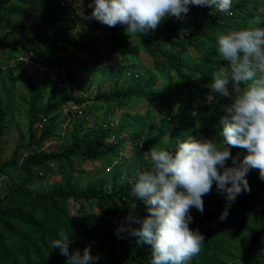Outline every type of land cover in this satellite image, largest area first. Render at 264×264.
Segmentation results:
<instances>
[{
    "label": "trees",
    "instance_id": "16d2710c",
    "mask_svg": "<svg viewBox=\"0 0 264 264\" xmlns=\"http://www.w3.org/2000/svg\"><path fill=\"white\" fill-rule=\"evenodd\" d=\"M60 1L0 0V38L10 49L16 46L23 57L29 54L30 59L39 58L43 66L59 67L63 73L56 75L59 82L52 80L47 69L38 76L31 61L25 62L31 69L28 72L21 69L25 60L16 57H10L11 63L3 69L0 65L7 80L4 86L0 79V139L6 127L7 93L13 89L16 69L26 80L29 93L25 99L26 140L16 143L9 155L0 159V180L18 170L16 182L0 194V264H66L59 248L52 247L61 231H67L72 241L70 252L79 249L82 254L85 247L98 251L99 259L92 264H101L105 257L108 264H150V245L138 243L137 237L126 232L121 234H126L127 240H115L130 206L136 204V216L147 215L128 181L138 169L150 166L145 154L152 146L174 152L177 138H199L209 132L214 140H220L218 125L225 114L222 103L231 99L213 93L211 82L218 65L228 66L217 53L216 34L222 27H231L230 16L215 10L205 23H198L200 6H189L186 15L166 17L154 32L139 36L138 49L150 59L149 69L137 73L119 61L107 64L109 90L100 92L97 87L93 97L104 104L105 113L138 100H147L145 111L131 114L123 110L114 122L104 116L90 124L85 116L95 106L86 94L75 95L73 90H90L94 73L103 65L97 51L90 49L87 52L97 58L88 66L76 62L74 51L71 56H55L61 46L80 48L77 36L85 37L72 32L77 26L81 28L82 20L73 7ZM80 1L92 12L88 5L93 0ZM244 1L236 2L232 9H240ZM255 14L259 21L256 27H264V1ZM85 26L89 37L103 34V40L110 39L105 58L116 49L122 58L135 53L126 51L117 36L126 26L110 28L95 20ZM200 36L208 39L207 45L198 40ZM78 70L83 73L72 82ZM61 81H65L64 87L58 86ZM49 82L51 91L44 96ZM243 87L228 85L229 92ZM63 108L70 124L67 137L57 146L43 148L46 140L56 136V116ZM126 144V151L135 159L122 171L114 161L121 158ZM231 152L241 160L247 154L241 148ZM226 166H232L231 160ZM105 167L107 178L102 173ZM48 175L59 177L45 182ZM246 179L251 191L237 197L224 220L220 216L226 201L215 183L211 193L203 197V214L191 209L193 223L189 226L199 229L204 243L190 264H264V181L259 179L258 170L255 175L250 170ZM43 180L42 189L32 190Z\"/></svg>",
    "mask_w": 264,
    "mask_h": 264
},
{
    "label": "clouds",
    "instance_id": "9594fccd",
    "mask_svg": "<svg viewBox=\"0 0 264 264\" xmlns=\"http://www.w3.org/2000/svg\"><path fill=\"white\" fill-rule=\"evenodd\" d=\"M189 6L213 7L232 15V0H93L88 5L92 12L84 18L110 28L126 26V34L135 37L154 32L166 15H186ZM216 50L228 66L213 73L211 91L232 100L222 108L220 140L177 138L174 152L152 146L145 154L150 166L138 169L128 181L147 215L136 216L134 203L116 234L126 232L137 237L138 243L150 245V264H190L200 253L204 236L189 226L191 209L203 214V197L211 193L214 183L226 201L220 216L224 220L237 197L251 191L246 179L250 170H258L264 181V27L220 34ZM230 82L244 87L229 92ZM232 148L245 149L247 154L242 160L239 155L233 157ZM229 160L232 166H226ZM71 244L67 231H61L52 243L67 258L66 264H92L99 259L91 255L90 247L82 254L79 249L70 252Z\"/></svg>",
    "mask_w": 264,
    "mask_h": 264
},
{
    "label": "rangeland",
    "instance_id": "374dc122",
    "mask_svg": "<svg viewBox=\"0 0 264 264\" xmlns=\"http://www.w3.org/2000/svg\"><path fill=\"white\" fill-rule=\"evenodd\" d=\"M62 1L68 3L71 6V9L73 7V12L81 18L82 20L81 23L84 24V26L82 25L81 28L77 26L76 30H73L72 32H75L78 35L83 34L85 37L80 38L79 36H77L78 42L79 44H81L80 48L79 47L69 48L66 46H61L60 47L61 52H57L55 56L59 57V54H62L63 56H71L72 51H74L78 57L76 58V62L79 60L80 64H83L84 66L85 65L88 66L90 62H93L97 58L94 53L87 52V50L90 49V50L97 51L96 52L97 56H99L101 63L103 65L100 71H96L94 73V76L92 77L90 84H89L90 90H88L87 92L83 89L73 90V93L75 95L78 94L79 92H83L84 94H86L90 98V101L92 102V104L95 106L94 109L90 113H87L85 116L89 119V123L92 124L95 120H100L104 116L108 120L114 122L118 118L119 113L123 110L131 114L135 112L143 113L145 111V108L147 107L146 106L147 100L135 101L127 108L113 107V110L111 112L105 113L103 111L104 104L101 101L95 100L93 97L97 87H99L100 92L104 90H109V84H108L109 78H108L107 70L104 68L105 65L119 61L121 64L131 66L134 70H136L135 72L139 71L140 73H142L143 69H149V65L151 62L150 59L145 55V53H143L141 50L138 49L139 35L135 37L129 36L125 32V28H123L122 30H118L117 36L120 38L118 39L121 41V44L124 46L126 51H130V52L135 51V53L133 55L122 58L121 57L122 53H120L118 49H116L110 55L109 59L105 58V54H107L106 50L110 45V39L106 38L103 40L102 39V37L104 36L103 34H98V36L97 37L95 36L94 38L89 37L88 29L86 28L85 24H88L91 20H87L84 17L89 16L91 12H89L82 5L80 0H62ZM240 1H243V0H232V6L236 2H240ZM263 1L264 0H245L243 3V6L240 9H231L232 11V15L230 16L231 27L220 28L216 36L220 34H225L231 30H239V29L247 28V27H256L257 26L256 21H258V18L257 16L255 17V15H258V14H255V8L257 6H260ZM214 11L215 9L213 7L200 6V11L198 12V15H197L198 16L197 22L205 23L208 17H210L214 13ZM166 17H171V15H166ZM198 40L201 41L204 45L208 44V39H205L203 36H200ZM36 45L40 46L41 43H37ZM190 52H192V50H190ZM10 57L22 58L23 60H25L21 64V69L23 70L25 69L28 72H30L31 69L25 66V62H27V60L31 61V63L34 65L37 71L38 76H41V71L42 70L45 71L46 69L48 71V74L53 78L52 80L54 81L59 82L56 76L57 74H60V76H63L62 70L59 67L47 68L46 66H43L40 63L39 58H36L34 60L30 59L29 54H26V56L23 57L22 53L18 52V48L16 46L10 49L9 45L7 44V41L5 39L0 38L1 69H3L5 65H9L11 63ZM87 60L89 61V63L86 62ZM134 64L139 65L140 68L133 67ZM220 68H226V67H220L218 65L216 70H219ZM82 73L83 71L78 70L76 73V76L75 77L73 76L72 82L76 80L77 76H81ZM123 74L126 75V71L123 72ZM12 76H14L13 89L7 93L8 102L6 106L7 108V115H6L7 120H5L6 127L0 139V159H5L9 155L13 147L16 145V143L19 145L20 143H23L26 140L27 115L25 113L26 111L25 99H27L29 95L28 90H27L28 84L25 79L20 77L18 69L13 71ZM0 79L3 80V85L6 86L7 80L5 79L4 74L2 72H0ZM51 82L47 84V88L44 92V96H46L51 91V88H52ZM120 84L124 86L126 85V82L120 81ZM64 85H65V81H61L58 84V86H61V87H64ZM172 90H174V88ZM168 92L170 94L173 93L174 95V91L173 92L168 91ZM224 102L225 101H223L222 103V108L223 106L230 104L232 100H228L225 103ZM64 110L65 108L61 109L59 115L56 116V120L59 122L55 128L56 136L50 137L49 140H46L43 143V146H42L43 148H51L65 141L67 137V133L70 128V124L68 121V115ZM212 134L213 132H209V133L204 134L203 136L204 138L213 139ZM213 141L218 142L219 141L218 137H217V140L213 139ZM126 148H127V144L124 146V148L120 152L121 158L114 161L116 165L121 166L122 171L128 168V164L130 161L135 159L133 157L132 158L130 157V150L126 151ZM97 165H100V163ZM90 170L93 171L94 168H91ZM107 170L108 168L105 167L104 172H102L106 178L109 176L108 174L109 171ZM253 172L255 175L256 170H253ZM58 177H59L58 175H48V177H45L44 180L45 182H48L53 179H58ZM17 178H18V170L11 172L9 174V177L6 176L2 178L0 180V194L4 191L6 187L10 185L12 181L16 182ZM44 180L41 185L35 184L32 187V190L35 188L42 189L45 186L43 184ZM116 236L117 237L115 240H117L118 237L122 238L123 240H127L126 234H120L119 236L118 235ZM91 255L93 257H98V251L91 252ZM93 261H96V260H93ZM108 263L109 261L107 260L106 257H105V260L101 262V264H108Z\"/></svg>",
    "mask_w": 264,
    "mask_h": 264
}]
</instances>
